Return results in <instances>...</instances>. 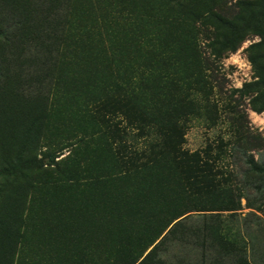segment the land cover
Masks as SVG:
<instances>
[{
  "label": "trees",
  "instance_id": "obj_1",
  "mask_svg": "<svg viewBox=\"0 0 264 264\" xmlns=\"http://www.w3.org/2000/svg\"><path fill=\"white\" fill-rule=\"evenodd\" d=\"M64 1L65 9L58 11L61 24L51 31L58 42L52 57L43 60L37 51L29 56L26 69L37 73L36 82L42 80L25 87L32 98L27 101H38L42 109L31 113L23 107L26 122L18 136L11 130L14 116L6 121L9 115L3 116L0 109L5 135L18 139L19 162L25 160L28 171L40 173L46 158L55 172L71 181H98V173L71 175L62 169L70 155L82 153L77 144L83 137L66 159L55 161L50 153L38 159L48 101L57 90L61 102L72 101L77 107L79 118L88 115L89 138L103 128L109 133L105 140L109 165L103 178L111 223H125L137 237L139 231L147 234L146 239L138 238L137 252L126 250L125 258L112 264H264V149L250 145L255 138L239 122L243 115L239 99L256 92L257 98L251 100L256 102L262 96L258 92L264 89V75L225 94L217 65L237 50L244 30L238 31L214 9L202 15L191 0H158L168 6L169 16L148 18L109 0L100 11L104 26L99 29L74 17L72 0ZM40 2L0 0V52L28 27L27 3ZM34 40L39 38L28 39L29 53ZM4 55L0 53V79L12 81L13 68ZM65 67L84 69L85 82L73 73L60 78ZM69 80L74 81L73 91L66 90ZM216 90L226 96V110L231 120L239 122L235 126L239 135L190 150L187 134L194 121L206 130L217 125L223 98H216ZM7 142L8 138L0 139V264H15L34 174L13 170ZM80 161L74 158L77 165ZM111 205H115L112 214ZM129 242L125 246L132 248Z\"/></svg>",
  "mask_w": 264,
  "mask_h": 264
},
{
  "label": "rangeland",
  "instance_id": "obj_2",
  "mask_svg": "<svg viewBox=\"0 0 264 264\" xmlns=\"http://www.w3.org/2000/svg\"><path fill=\"white\" fill-rule=\"evenodd\" d=\"M108 1L72 0L74 17H78L87 26H99L101 29L104 24L100 11L106 7ZM117 1L122 2L120 5L127 6L128 11L147 18L149 15L155 16L156 14L169 16L168 6L158 0ZM191 3L202 15L209 8L214 9L215 13L236 25L238 31L244 30L237 50L223 56L217 63L219 75L224 79L223 93L231 94L233 90L254 83L260 75H264V0H191ZM65 7L64 0H42L37 5L27 3L25 18L28 27L26 30L22 29L20 38H16L8 49L0 52L5 54L4 57L8 61L7 66L13 68L12 71L10 70L12 81L5 82L0 79V109L4 112H2L3 116L4 114L9 115L6 121H12L14 116L13 122L16 124L13 123L11 128L13 135L18 136L26 122V118L22 115L23 107L31 113L42 109L38 101L35 102L34 99V103L27 101L31 97H27L29 87H25L35 83L39 85L42 80L38 79L36 82L37 73H29L26 69H28L29 56L33 53L37 54V51L40 56L42 55L43 60L52 57L54 47L58 42L51 35V31L55 30L59 23L61 24L62 18L58 11H63ZM128 22L132 23V20ZM117 30L120 29L117 28ZM32 37L39 38V40L31 43L37 50L34 48L29 53L28 39ZM253 60L256 61V68ZM84 71L80 69L77 72L75 69L65 67L60 70V78L73 73V77L85 82L86 72ZM56 77L59 78V74ZM67 82L69 85H66V90L73 91L74 81ZM76 88L83 87L77 86ZM222 92L215 91L216 98H223L220 102L221 113L218 115L217 125L211 130H206L194 121L187 134L186 146L190 150H195L213 140L232 139L239 135L235 132V126L240 122L244 128L249 129L251 137L255 138L254 144L250 143V145H257L260 149H264V89L258 92L259 96H262L256 102H251L253 98H257L256 92L250 96L240 95L239 101L243 108V115L239 122L231 120L232 116L226 110L228 100H225L226 96ZM71 97L72 95L70 99ZM233 97L236 98L237 95ZM260 107H263L261 111L258 110ZM76 111L77 107L72 101L61 102L56 90L48 101L49 117L37 152L38 159L43 156L42 153L55 155L57 157L55 161L66 159L74 150L76 140L83 137V141L77 144L80 145L82 153L76 157L75 153H73L74 156L70 155V161L62 169L71 175L77 171L98 173L99 179L94 181V184L82 178L71 181L65 175L60 176L55 172V165L49 163L46 158H44V163H46L43 167L44 171L36 173L35 169H31L34 174V189L30 191L27 198L22 228V247L15 264H112L119 257L124 259L126 250L137 252L138 238H147L144 231H139L138 237L131 234L136 232L128 231L125 223L121 222L115 226L113 222L111 223L107 208L109 207L107 205L108 186L103 178L105 168L109 165L105 144V140L110 138L109 133L107 134L108 131H104L103 128L99 134L94 135L92 139L89 138V134H86V130L91 134L88 115L79 118ZM7 123L10 124V122ZM4 129L1 122L0 139L8 138L7 144L12 149L10 160L15 161V167L10 168L17 170L18 174L31 173V170H27L25 160L19 162L18 139L11 140L12 134L10 137L6 136L5 134L8 135V133ZM74 158H79L81 163L77 165ZM81 177L86 179L88 176L81 174ZM13 180L10 179V182ZM114 185L117 184L114 183ZM114 207L115 205L110 207L111 214ZM127 242L132 244V248L125 246ZM2 258L3 255L0 253V261Z\"/></svg>",
  "mask_w": 264,
  "mask_h": 264
}]
</instances>
